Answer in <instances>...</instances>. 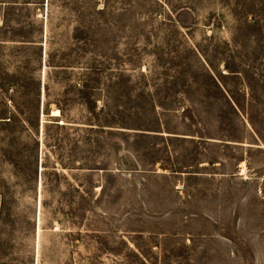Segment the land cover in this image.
Segmentation results:
<instances>
[{
	"label": "rangeland",
	"instance_id": "rangeland-1",
	"mask_svg": "<svg viewBox=\"0 0 264 264\" xmlns=\"http://www.w3.org/2000/svg\"><path fill=\"white\" fill-rule=\"evenodd\" d=\"M0 264H264V0H0Z\"/></svg>",
	"mask_w": 264,
	"mask_h": 264
},
{
	"label": "bare ground",
	"instance_id": "bare-ground-1",
	"mask_svg": "<svg viewBox=\"0 0 264 264\" xmlns=\"http://www.w3.org/2000/svg\"><path fill=\"white\" fill-rule=\"evenodd\" d=\"M54 115L59 117V116H61V112L59 110H57V111L54 112Z\"/></svg>",
	"mask_w": 264,
	"mask_h": 264
},
{
	"label": "trees",
	"instance_id": "trees-1",
	"mask_svg": "<svg viewBox=\"0 0 264 264\" xmlns=\"http://www.w3.org/2000/svg\"><path fill=\"white\" fill-rule=\"evenodd\" d=\"M101 91H103V92H106V90L105 89H102V87H101V89H100ZM59 117H61V116H59ZM58 118V117H57Z\"/></svg>",
	"mask_w": 264,
	"mask_h": 264
}]
</instances>
